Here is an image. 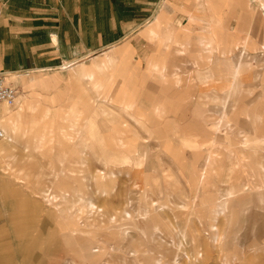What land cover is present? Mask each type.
Wrapping results in <instances>:
<instances>
[{"label": "rangeland", "instance_id": "1", "mask_svg": "<svg viewBox=\"0 0 264 264\" xmlns=\"http://www.w3.org/2000/svg\"><path fill=\"white\" fill-rule=\"evenodd\" d=\"M173 23H148L144 63L116 46L56 87L16 86L0 115V264H264L262 79L259 96L195 90L170 111V75L207 89L212 67L161 31ZM241 56L264 71L262 51Z\"/></svg>", "mask_w": 264, "mask_h": 264}, {"label": "crops", "instance_id": "2", "mask_svg": "<svg viewBox=\"0 0 264 264\" xmlns=\"http://www.w3.org/2000/svg\"><path fill=\"white\" fill-rule=\"evenodd\" d=\"M262 6L264 0H0V72L8 73L17 87L23 86L22 80L32 79L33 86L52 88L61 83L68 67L74 68L102 50L122 45L140 52L144 63L141 50L150 46V33L157 34L159 29L148 23L159 19L173 23L181 18L176 25L162 26L161 31L169 28L174 34L171 40L179 48L203 49L201 56L207 58H202L201 64L212 65L210 84L207 89L195 88L186 79V85L179 87L178 77L170 75V89L167 87L168 92L160 95L170 96V111L179 112L176 99L189 93L195 95V90L197 94L209 89L223 95L248 84L252 91L249 96H259L261 87L257 84L262 79L264 85V71L255 76L242 64L241 55L262 51L264 56ZM190 17L202 18L204 24L192 25ZM157 43L156 38L155 48ZM211 48L215 49L212 54ZM171 62L174 65L175 60ZM88 75L92 76V72ZM242 95L248 96L246 92ZM4 105L9 106L1 103L0 115L6 111ZM254 112L259 117L264 107L252 109ZM3 117H7L6 112Z\"/></svg>", "mask_w": 264, "mask_h": 264}, {"label": "built area", "instance_id": "3", "mask_svg": "<svg viewBox=\"0 0 264 264\" xmlns=\"http://www.w3.org/2000/svg\"><path fill=\"white\" fill-rule=\"evenodd\" d=\"M19 90L16 85L8 81L7 74L0 72V104L5 103L8 105H14L18 98ZM5 131L0 128V136L3 137Z\"/></svg>", "mask_w": 264, "mask_h": 264}, {"label": "bare ground", "instance_id": "4", "mask_svg": "<svg viewBox=\"0 0 264 264\" xmlns=\"http://www.w3.org/2000/svg\"><path fill=\"white\" fill-rule=\"evenodd\" d=\"M6 124V123H5ZM4 124V127H3V129H5L6 131H8L9 130V127L7 126V125H5ZM4 140H2V141H4L3 142V144H4V146H8L9 145V140H10V135L8 134V136L7 137H4L3 138ZM9 139V140H8ZM1 148H4V147H1ZM202 256L204 257V255H203V253H202Z\"/></svg>", "mask_w": 264, "mask_h": 264}]
</instances>
